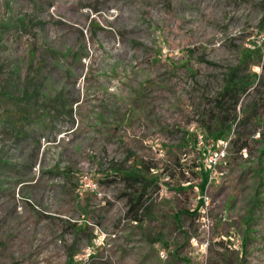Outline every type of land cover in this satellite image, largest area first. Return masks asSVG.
Segmentation results:
<instances>
[{
  "label": "rangeland",
  "instance_id": "obj_1",
  "mask_svg": "<svg viewBox=\"0 0 264 264\" xmlns=\"http://www.w3.org/2000/svg\"><path fill=\"white\" fill-rule=\"evenodd\" d=\"M0 264H264V0H0Z\"/></svg>",
  "mask_w": 264,
  "mask_h": 264
},
{
  "label": "trees",
  "instance_id": "obj_2",
  "mask_svg": "<svg viewBox=\"0 0 264 264\" xmlns=\"http://www.w3.org/2000/svg\"><path fill=\"white\" fill-rule=\"evenodd\" d=\"M235 73L236 72H232L231 73L232 75L230 74V77L228 78L227 83H226L224 89L222 90V92L220 94V98L218 99V102L221 101V98H223L224 95H227V94L234 95V94L239 93V91H241L243 89L244 83L242 81H240L236 77ZM237 102H238V98L236 100V103ZM246 146H247L246 144L243 145V146H241L240 147V150L245 149ZM131 178L136 179L138 177L135 176V177H131ZM141 180L143 181V183H146V184L150 183L148 181H145L144 179H141ZM141 199H142V197L141 196H138L137 199H136V203L137 204H140ZM132 220L135 221V222H140L141 221V218L138 217L137 215H135Z\"/></svg>",
  "mask_w": 264,
  "mask_h": 264
},
{
  "label": "built area",
  "instance_id": "obj_3",
  "mask_svg": "<svg viewBox=\"0 0 264 264\" xmlns=\"http://www.w3.org/2000/svg\"><path fill=\"white\" fill-rule=\"evenodd\" d=\"M212 160V159H211ZM211 162V161H210ZM82 183H83V187L84 188H88V189H90V188H93L94 186L92 185V182H91V180H90V178H88V177H84L83 179H82ZM160 256L161 257H166V254H165V252L164 251H161L160 252Z\"/></svg>",
  "mask_w": 264,
  "mask_h": 264
}]
</instances>
